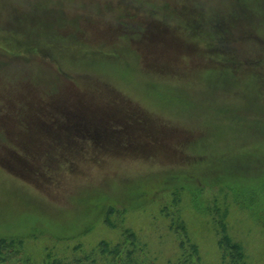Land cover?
<instances>
[{
	"label": "rangeland",
	"instance_id": "obj_1",
	"mask_svg": "<svg viewBox=\"0 0 264 264\" xmlns=\"http://www.w3.org/2000/svg\"><path fill=\"white\" fill-rule=\"evenodd\" d=\"M173 219L264 264V0H0V264H176Z\"/></svg>",
	"mask_w": 264,
	"mask_h": 264
},
{
	"label": "trees",
	"instance_id": "obj_2",
	"mask_svg": "<svg viewBox=\"0 0 264 264\" xmlns=\"http://www.w3.org/2000/svg\"><path fill=\"white\" fill-rule=\"evenodd\" d=\"M213 33H215V31H213ZM221 109H223V114L230 117L231 119H234V118L237 119L238 116L241 118H244L241 115H237L233 113V108L230 106H223V108ZM177 194L175 195L178 196ZM176 199L177 197H175V200ZM111 212H112V208L109 207L107 214H110ZM215 217L217 218L218 215H216ZM104 220L108 225H111V222L107 216L105 217ZM174 221L175 219L171 220V223H172L171 228H173L174 232L178 236L180 235L182 237V241L179 242V246L183 250L182 257L178 260L176 264H201L199 262L196 247L189 242V239L186 234L183 223H181L180 221H177V223H175ZM217 223H218V230H219V238H218L217 244L219 248L221 249L222 254L225 255L226 257L228 256L230 260L229 264H246L244 260V254L241 250V247L237 243L232 242L230 238L225 234L222 221L218 219ZM14 239L15 238H9V239L2 238L0 239V242H1V245L6 244L5 242L14 243L16 242ZM10 248H13V246L6 245L5 247L0 248V263L5 261L3 259H6L8 255H10L13 252V249H10Z\"/></svg>",
	"mask_w": 264,
	"mask_h": 264
}]
</instances>
